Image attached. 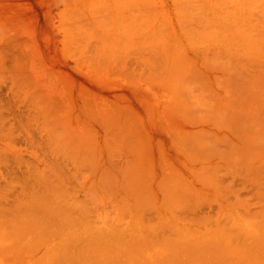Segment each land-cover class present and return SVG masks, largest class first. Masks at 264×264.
I'll list each match as a JSON object with an SVG mask.
<instances>
[{
  "label": "bare ground",
  "instance_id": "bare-ground-1",
  "mask_svg": "<svg viewBox=\"0 0 264 264\" xmlns=\"http://www.w3.org/2000/svg\"><path fill=\"white\" fill-rule=\"evenodd\" d=\"M177 1L172 6L174 20L164 24L165 34L151 23L153 13L146 12L148 8L140 10L139 0H48L44 9L47 27L68 46L78 68L111 75L119 70L124 78H135L127 82L139 95L136 101L144 102L151 109L150 117L158 121L154 126L158 138L150 148L123 138L124 123L133 115L123 111L128 103L121 111H112V100L106 96L112 103L106 100L109 108L103 106L105 99H101L104 104L94 99L85 102L91 98L83 84L79 88H84L87 98L81 90L68 99L67 89L63 93V88L53 86L52 73L33 58L28 42L17 36L14 22L0 16V44L6 42V48L15 52L9 71L4 66L7 73L1 65L2 78H9V85H4L7 98L3 97L10 96L27 110L33 122L29 124L48 155V161L22 159L11 142L7 112L0 107V210L5 205L18 209L14 219L0 214V260L6 264H252L234 247H221L218 225L201 234L180 227V213L207 199L217 205L218 218L240 222L239 230L263 251L253 261L264 264V221L244 220L238 214L243 209L238 195L219 197L225 190L219 184L224 171L254 182L264 210V15L261 21L245 15L254 0ZM114 5L134 9L127 21L138 23H128V31L131 25L148 30L138 39L129 33L118 41ZM249 22L259 27L248 32ZM174 26L176 30H170ZM182 43L191 50H183ZM126 61H132L133 70L115 67ZM62 79L58 86L61 81L60 87L64 83L67 87L70 79ZM168 148L187 173L165 166ZM150 149L161 156L156 172L150 164L154 159L146 154ZM105 238L115 244L103 243Z\"/></svg>",
  "mask_w": 264,
  "mask_h": 264
},
{
  "label": "rangeland",
  "instance_id": "rangeland-1",
  "mask_svg": "<svg viewBox=\"0 0 264 264\" xmlns=\"http://www.w3.org/2000/svg\"><path fill=\"white\" fill-rule=\"evenodd\" d=\"M47 1L48 0L46 1L45 0H42V1L41 0H0V16L7 17L6 21H8L9 23L10 21L11 23L14 22L15 27L16 26L18 27L17 36L20 38L22 37L21 39H24L25 41L28 42L26 43L29 45V50L32 51L31 55L33 56V58L36 59L42 65V68L52 73L53 86L56 87L57 89L63 88L64 89L63 93L65 92V89H67L64 95H66V93H69L67 94V96L71 94V96L77 97V94L79 95L81 93V90L83 93V89L85 88L84 90H87L88 94L90 93L88 95V98L92 99V100L86 99L87 101L85 100V102H92L93 99L100 101L101 99L104 100L105 98H108L109 100H112L113 104L111 102H108V99L104 100L105 104L102 102L103 100H101L100 104L103 103L104 104L103 106L107 107L108 105L106 104V100H107V103H109V105L112 104L110 107L112 111L114 109L115 111H118V110L121 111V109L125 108V105H126L125 103H128V104L134 103L132 107L130 106V108L132 109L130 110V112H128V110L130 109L128 108L129 107L128 104H127L128 107L126 105L127 110H123L124 112L127 111L126 113H130L127 115H132L133 113L132 116H129L131 118L126 123H124V125L126 126V131H124L126 136L123 138L127 140L128 142L139 144L140 147L147 146L148 148H150V145L154 144L158 138V134L155 132V127H154L155 125H158V121L154 122L153 117L152 118L150 117L152 116L150 114L151 111H149L151 109L147 110V108H145L146 104H143L144 102L141 104H138V101H136L139 95L135 94V91H133L134 89L131 87V85H129L130 82L129 81L127 82V79L134 80L135 78H127V79L124 78V76L119 72V70H114L113 72L114 74L112 73L113 75H111V72H105L101 70H99L98 72L89 71L88 68L90 67H87V66H86L87 68L85 66H80L82 69L78 68L76 66V63H74V61L72 60V58L69 57L71 56V54H70V50L68 49V46L62 42L61 43L58 42L57 36L53 35V29L50 27H47L45 23L44 9H45V4ZM149 1L151 3H149ZM139 2H140L139 3L140 10L145 11L148 8L146 12H150L151 14L153 13V16L155 18L152 16L151 23L153 24L156 23L154 25L160 28L162 30L161 31L162 33L164 34L168 33V31L164 30V27H166L164 26V24L171 23L174 20L175 8L172 6L175 4V2H178V1L177 0H172V1L170 0H157V1L156 0H146L145 2V0H139ZM146 3H148V5L150 4V6L148 7ZM255 4L257 5L254 6ZM251 7L254 9H252ZM248 8L250 9L245 10V15L246 16L251 15L252 19L254 20L257 19V21L260 19L261 21V17L262 15H264V0H254L253 4L249 6ZM162 9H164V11ZM133 11L134 9L132 7H120V6L114 5V32L119 31L120 33V37L118 41L125 40L124 38L126 37V35H129V33H130L129 35L130 38L138 39L140 36L144 34L143 32L148 30L146 26L144 25L142 26L141 25L140 26L131 25V27L128 26L130 28L129 31L126 29V26L128 23H138V22H133V21L131 22L127 21L128 18L132 19ZM249 11L251 13H249ZM123 12H126V13H123ZM124 14H125V17H124ZM157 14L162 15L163 18L162 16H158ZM164 14H167V15H164ZM155 15H157L158 17ZM169 15L171 16V18ZM125 20L127 21L126 24H125L126 22ZM252 27H259V26L255 24L254 22H249L246 25L247 30L254 29ZM166 28H168V26ZM171 29L176 30V27L175 26L171 27L170 30ZM121 35L123 38L121 37ZM17 40L19 41V38H17ZM24 40L23 42L25 43ZM5 43L0 44V57L2 56V58H0V60L2 59L0 61V83H1L0 90L2 89L0 91V107L2 110H5L7 112L5 117L8 121V124L10 125L12 129L11 142L14 148L19 152V155L22 157V159H24L26 162L34 163L36 162V159H38V161L40 160L48 161V155L46 153V149L42 143V140L39 138V135L37 134V132L29 124L33 122L31 118L27 116L28 114L27 110L24 109V107L19 102L13 101L10 96L8 97V100H5V98H7V95H5V92H6L5 87L7 85L6 81L7 80L9 81V78L8 77L2 78L1 70L3 67L4 69L3 71L7 69L9 71L8 65H10L11 59H12L10 57H12V55L15 54L14 51L6 48ZM16 44L18 45V43H15V45ZM91 45L92 44H90L89 47H86L85 53H87L88 55L92 52V49H93ZM183 45L184 47L182 48ZM180 46L183 50L187 47V45H185L184 43H182ZM187 49L188 51L191 50L189 47H187ZM3 61L5 62V64H3ZM8 62L9 64L6 65V63ZM85 64L89 65L88 63H85ZM123 65H126L127 71H129V69L133 70L132 61H126L124 63H117L115 67L118 69H121ZM4 66L7 67V69ZM52 70L55 71V74ZM134 71L136 72V70ZM5 72L7 73V71ZM107 73H109V75H107ZM63 74L65 76H63ZM93 75H96V77ZM59 76H61V79ZM62 76L65 79L67 77L68 79H70V80L66 79L67 87L65 83H64L65 87L64 85L60 87V85L63 84ZM1 79L2 80L4 79V83ZM58 79L62 81V82L59 81V86L57 84ZM78 83H79V86L77 85ZM82 84L83 86L85 85V87L80 90L79 87L81 86L82 88ZM108 84H109V87H107ZM8 85H9V82H8ZM69 87H71V89ZM93 91L97 92L98 94L99 93L103 94L101 95L102 97L95 95L97 93L94 94ZM82 93H81V96H85V97L87 96L85 92H84L85 94L84 93L82 94ZM103 96H106V97L104 98ZM99 97L100 99H98ZM68 99H69V96H68ZM126 100L130 102H126ZM70 102L73 103L72 100H70ZM97 106H101V105H97ZM107 108H109V106ZM146 110L148 111L146 113L149 114V118L147 119H145L146 115L148 117V114L145 113ZM131 111L133 112L131 113ZM137 113H139V115ZM150 118L152 120H150ZM26 126H29L30 130H27L25 128ZM30 135H33L32 138H30ZM164 152H165L164 153L165 155L167 154V156L164 155L165 163L167 164L165 166H169L170 168H172L173 171H176L177 173H180V174L188 172V169L184 166L185 164H181L178 161V159H176L173 155H170L171 151L169 150V148L164 150ZM146 154L149 155L148 158L154 159V161L150 163L152 165L151 170L154 172L158 171V165H159V162L161 161V156L157 154V150L155 151V150L150 149ZM127 157L129 158L128 155ZM122 159H123V156L122 158H119V163L122 162ZM219 184L220 186L225 188V190L223 191V194L219 196L220 198L224 199V197L227 195L229 198H233V194H235V195H238V197L243 200V205H242L243 209L241 210L239 208L238 214L241 217H243L244 220H248V221L253 220L256 223H261L264 221V210L262 209V206H261L262 204L261 198H260V195L257 193V189H256L257 186L254 182L244 180L240 176H233L231 174H225L223 171L219 174ZM13 196H14L13 193L10 194V196L8 197V202L11 201L12 203L13 200H15L13 199ZM216 206L217 205L214 202H210L207 199H205L199 205H197L194 209H191V211L187 210V211L181 212L180 213V224H181L180 227L183 228L184 230H189L191 232L201 234L205 232L206 230L210 228L213 229L216 225H218L221 231V236H222V238L219 240V244L221 245V247L225 248V246H232L236 249L237 252L241 254L243 259L252 261V264H255L256 261H253V260H259L260 257L263 255V251L260 250L258 246H256V244L250 242L249 239L243 235L242 231L239 230L238 228L240 225V222L236 218L233 221L227 218H218L215 212V210H217ZM245 206H246V209H244ZM5 208H6V205L4 206L2 210H0L1 217L14 219L16 215L18 214L17 208H16V212H15V209L12 210L9 208H8L9 209V212H8V209H5ZM164 235H167V234H164ZM116 238L118 241L119 240L118 236ZM103 241H105L103 243H110V242L116 241V239L114 241L113 240L110 241V239L105 238V240ZM205 254H211V252H208V253L205 252ZM0 264H6V263L3 260H0Z\"/></svg>",
  "mask_w": 264,
  "mask_h": 264
}]
</instances>
